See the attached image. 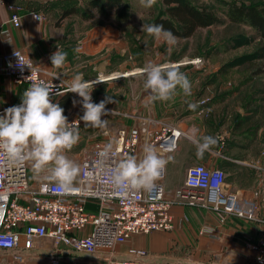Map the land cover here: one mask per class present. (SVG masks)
<instances>
[{
    "label": "built area",
    "instance_id": "2783aa9c",
    "mask_svg": "<svg viewBox=\"0 0 264 264\" xmlns=\"http://www.w3.org/2000/svg\"><path fill=\"white\" fill-rule=\"evenodd\" d=\"M0 4L10 11L8 23L14 27L21 26L24 8L8 0H0ZM30 14L38 22L47 20L42 10H33ZM1 32L9 36L10 28ZM203 61L202 57H196L184 63L200 65ZM0 72L12 78L15 84H25V90L33 82H47L52 85L53 103L71 82L59 69L34 61L20 48L0 56ZM103 79V75L99 74L93 82ZM212 100L211 95L198 100L197 113H206ZM82 115L83 108L68 120H77L80 129L84 125L83 121H79ZM181 127L179 120L167 122L140 117L133 126L120 127L115 135H111L112 139L106 127L100 129L108 140L98 141L85 149L79 163L81 181L69 194L55 192L53 185L45 180L34 183L30 164L9 166L0 158V251L9 253L14 264H22L40 255L50 256L49 264H60V252L64 250L89 255L108 252L105 256L107 264H142L148 255L146 250L130 248L127 253L129 258L118 259L116 248L136 234L175 228L174 202L166 197L164 180L167 167L150 192L132 191L122 197L113 190L106 175L97 166L99 153L116 140L119 143L114 145V161L128 154L142 157L145 144L156 146L167 159L170 153L178 150L181 137L196 140L193 133ZM176 197L188 206L218 213L220 222L229 216L247 221L257 220L258 217V200L242 198L237 191L229 190L225 171L216 165L209 166L203 162L190 165L186 169L183 185L176 190ZM212 231L213 228L204 227L200 233ZM246 244L255 252L256 263L264 264V230L256 241Z\"/></svg>",
    "mask_w": 264,
    "mask_h": 264
},
{
    "label": "rangeland",
    "instance_id": "374dc122",
    "mask_svg": "<svg viewBox=\"0 0 264 264\" xmlns=\"http://www.w3.org/2000/svg\"><path fill=\"white\" fill-rule=\"evenodd\" d=\"M22 1L37 3H29L30 6L43 3L41 0ZM86 1L88 0H74L62 6L58 5L57 12L52 8L45 10L47 20L50 21L49 44L46 49L50 51L58 45L61 51L68 54L66 61L69 65L59 70L70 81L77 73H83L84 76L88 72L92 75L85 79L87 81L97 80L99 74L103 75L105 79L94 84L91 96L94 103L107 97L115 101L106 104V109H110L109 114L102 117L107 121L106 128L111 139V135H115L120 127H131L140 117H153L167 122L186 120L190 126L194 125L196 128H199V119L201 121L204 117L207 120L201 121V125H206L202 137L206 134L215 137L222 129L217 125L215 116L222 113V110L235 118L238 114L237 106L247 105L248 110L261 107V98L264 96V57H259V52L263 51L264 39L248 25L232 23L226 19L223 24L199 29L191 38L178 39V43L169 50L166 43L156 41L141 31L142 20L149 18L151 10H155L143 7L140 0H122L129 5L126 20L123 22L117 20L123 9L121 0H110L114 5H111L113 8L109 10V16L104 14V10L111 7L106 2L96 3L97 7L91 12L87 9L88 12L83 10L79 14L63 13L70 6L85 9ZM191 1L197 5L213 6L222 18H226L225 1L264 4V0ZM76 49L79 51H75ZM42 52L36 46L32 50V59L35 61ZM196 57H202L203 63H184ZM149 62L179 65L192 84V95L185 96L178 89L170 101L150 102L148 93L143 88L144 77L137 71ZM210 95L213 100L209 109L204 114H198V100ZM221 98L224 103L219 104ZM189 103L195 104L196 108L190 109ZM79 109H82V105ZM181 126L186 130L185 124ZM194 133V137L199 139L198 130ZM79 134V143L65 153L78 164L82 161L86 148L92 147L98 141L108 140L107 135L101 134L100 128L85 123L79 129ZM192 151L190 147L183 154L184 160L178 163L179 166L185 163L188 168L199 162L191 158ZM179 166L177 171L182 169ZM30 174L33 181L42 180V177L33 174L31 166ZM60 253V264H107L105 256L108 252L89 255L64 250Z\"/></svg>",
    "mask_w": 264,
    "mask_h": 264
},
{
    "label": "crops",
    "instance_id": "0c3cea01",
    "mask_svg": "<svg viewBox=\"0 0 264 264\" xmlns=\"http://www.w3.org/2000/svg\"><path fill=\"white\" fill-rule=\"evenodd\" d=\"M8 1L22 6L24 15L21 26L14 27L8 23L9 9L0 4V56L4 52L20 48L31 57L32 50L37 46L43 52L37 58L33 56L35 61L52 66L50 56L57 51L58 45L53 50L46 49L49 44L50 21L38 22L30 12L42 10L46 13L47 8L57 12L58 5L62 6L74 0H59V4L58 0L42 1V5L38 3V6H30L36 5V2ZM4 28H10L9 36L1 32ZM65 65H69V62L66 61ZM25 88V84H15L12 78L0 72V115L4 114L6 108L21 103ZM75 100L79 101L80 98L76 95ZM219 101V104L224 103L222 98ZM260 104V108L249 110L247 105L237 106L238 114L235 118L225 110L217 114L215 120L222 128L215 135L217 144L202 157L197 156L196 141L202 138L206 129V125H201V121L207 119H199V128L190 126L186 120L179 121L180 125L185 124L193 136L198 130L200 137L194 140L195 142L188 137H181L178 150L167 156L171 159L166 166L164 181L166 197L174 202L172 211L175 216V228L171 231L154 230L132 236L116 248V258H129L128 250L138 248L148 252L142 264H184L187 260H191L192 264H257L255 252L248 248L246 242L256 241L264 230V96ZM80 106V103L72 105L66 116L76 115ZM245 117L247 119L244 121ZM190 147L193 149L191 158L195 161L223 168L229 190L237 191L242 198L258 200L257 220L247 221L229 216L224 222H220L218 213L188 206L177 199L176 190L183 185L187 169L185 163L180 166L178 163L184 160L183 154L188 152ZM177 166L182 169L177 171ZM204 227L213 228V231L201 234L200 230ZM49 260L50 256L40 255L29 258L22 264H49ZM7 263L14 264L12 256L0 251V264Z\"/></svg>",
    "mask_w": 264,
    "mask_h": 264
},
{
    "label": "clouds",
    "instance_id": "9594fccd",
    "mask_svg": "<svg viewBox=\"0 0 264 264\" xmlns=\"http://www.w3.org/2000/svg\"><path fill=\"white\" fill-rule=\"evenodd\" d=\"M155 3L156 0H140L145 8H151ZM141 31L156 41L166 43L169 50L178 43L179 38L162 24H143ZM75 51L78 52L79 49ZM67 55L57 47V51L50 56L52 67L63 68ZM137 71L144 77L143 88L148 93L150 102L170 101L178 89L185 96L192 95V84L177 64L149 62ZM98 82L102 81H87L83 73H77L61 95L77 94L81 99L73 100V106L80 103L83 108L79 121L104 129L107 121L102 117L109 114L106 104L115 101L111 97L99 103L92 101L91 93L94 84ZM51 93L52 85L43 80L33 82L23 91L21 103L6 108L4 114L0 115V158L9 166L30 164L33 174L50 182L55 192L69 194L76 190L82 177L81 166L65 154L80 141L79 125L77 120L69 122L64 108L59 103L52 102ZM188 107L194 110L196 105L189 103ZM118 143L113 140L104 147L99 153L97 166L104 172L113 190L122 197L132 191L150 192L161 178L171 157L166 159L156 146L145 144L142 157L128 154L114 161V145ZM216 144L215 137L203 136L196 141L197 156L202 157ZM184 264L192 262L187 260Z\"/></svg>",
    "mask_w": 264,
    "mask_h": 264
},
{
    "label": "trees",
    "instance_id": "16d2710c",
    "mask_svg": "<svg viewBox=\"0 0 264 264\" xmlns=\"http://www.w3.org/2000/svg\"><path fill=\"white\" fill-rule=\"evenodd\" d=\"M98 2H106L110 6L114 5L110 0H88L86 1L87 7L85 9H81L78 6H70L63 13L65 15L69 13L79 14L80 11H87V9L91 12L97 7L96 3ZM121 2L123 9L118 15V22H120L119 20L121 22L125 21L129 11L128 3L122 0ZM224 3L227 6L225 9L226 18H222L215 8L208 4L197 5L191 0H159L151 7L155 11L151 10L149 18L142 20V23L162 24L165 29L171 30L179 39H187L193 37L199 29L223 24L227 19L232 23L248 25L264 39V4L237 3L235 1H225ZM111 8L113 7L111 6L104 10V14L109 16ZM101 9L103 12L102 7ZM262 49L263 51L259 52V57H264V46ZM91 76L88 72L84 73V79H89ZM75 99V93H64L58 99L57 103L64 108L65 115L68 114ZM246 119L247 117L244 118V121Z\"/></svg>",
    "mask_w": 264,
    "mask_h": 264
}]
</instances>
